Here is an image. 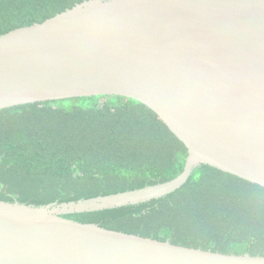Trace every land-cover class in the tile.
Returning a JSON list of instances; mask_svg holds the SVG:
<instances>
[{"label":"water","instance_id":"water-1","mask_svg":"<svg viewBox=\"0 0 264 264\" xmlns=\"http://www.w3.org/2000/svg\"><path fill=\"white\" fill-rule=\"evenodd\" d=\"M104 96L154 111L185 170L78 203L0 202V264H264L64 217L158 200L202 165L264 187V0H87L0 37V110Z\"/></svg>","mask_w":264,"mask_h":264},{"label":"trees","instance_id":"trees-1","mask_svg":"<svg viewBox=\"0 0 264 264\" xmlns=\"http://www.w3.org/2000/svg\"><path fill=\"white\" fill-rule=\"evenodd\" d=\"M87 0H0V37ZM188 150L147 106L117 96L0 110V202L34 208L169 183ZM83 224L225 255L264 257V187L202 165L148 203L64 216Z\"/></svg>","mask_w":264,"mask_h":264}]
</instances>
